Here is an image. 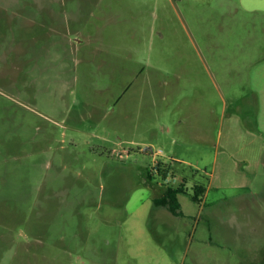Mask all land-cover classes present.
<instances>
[{
    "label": "rangeland",
    "instance_id": "obj_1",
    "mask_svg": "<svg viewBox=\"0 0 264 264\" xmlns=\"http://www.w3.org/2000/svg\"><path fill=\"white\" fill-rule=\"evenodd\" d=\"M0 264H264V0H0Z\"/></svg>",
    "mask_w": 264,
    "mask_h": 264
},
{
    "label": "trees",
    "instance_id": "obj_2",
    "mask_svg": "<svg viewBox=\"0 0 264 264\" xmlns=\"http://www.w3.org/2000/svg\"><path fill=\"white\" fill-rule=\"evenodd\" d=\"M160 164L162 163L159 162L156 165L155 170L156 173L164 180L167 172L170 169L166 166V168H160ZM146 178L148 181L153 180V176H151L150 172H147ZM185 184V182H180L179 184L173 186L162 183L159 196L153 199V204L155 206L166 209L173 216H181L180 203L178 200L180 195H187L192 203L200 205L202 202V198L206 192L204 186H201L199 184L193 185L191 187V194H188Z\"/></svg>",
    "mask_w": 264,
    "mask_h": 264
},
{
    "label": "water",
    "instance_id": "obj_3",
    "mask_svg": "<svg viewBox=\"0 0 264 264\" xmlns=\"http://www.w3.org/2000/svg\"><path fill=\"white\" fill-rule=\"evenodd\" d=\"M145 150H151L150 148H146Z\"/></svg>",
    "mask_w": 264,
    "mask_h": 264
}]
</instances>
